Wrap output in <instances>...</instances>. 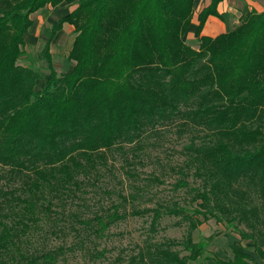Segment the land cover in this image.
<instances>
[{
  "label": "trees",
  "instance_id": "obj_1",
  "mask_svg": "<svg viewBox=\"0 0 264 264\" xmlns=\"http://www.w3.org/2000/svg\"><path fill=\"white\" fill-rule=\"evenodd\" d=\"M219 1L198 13L191 45L184 34L194 0H0V179L13 182L0 187V264H59L75 244L47 246L52 236L71 232L83 243L82 235L99 238L127 215L145 214L152 229L162 217H179L185 236L140 248L126 260L117 256L114 264L210 259L207 241L192 239L210 218L251 240L264 262V11H250L214 37L200 35L208 15L225 19L216 11ZM62 2L72 8L44 29L40 55L48 75L35 90L39 73L17 63L30 15ZM64 23L74 28L66 56L73 65L58 75L50 45ZM171 127L188 133L183 162L171 168V188L186 189L194 206L139 208L135 191L119 193L89 217L81 205L69 207L111 172L115 151L126 155L127 145L140 158L135 152ZM189 176L199 179L196 187ZM147 181L162 183L154 173ZM39 240L44 244L35 246ZM230 250L231 258L213 255L212 263L257 264L250 253ZM94 253L102 257L104 250Z\"/></svg>",
  "mask_w": 264,
  "mask_h": 264
},
{
  "label": "rangeland",
  "instance_id": "obj_2",
  "mask_svg": "<svg viewBox=\"0 0 264 264\" xmlns=\"http://www.w3.org/2000/svg\"><path fill=\"white\" fill-rule=\"evenodd\" d=\"M61 12L63 13V10ZM61 12H54V9L46 7L36 11L34 14L32 13L33 25L29 28L27 34L24 35L26 42L24 54L19 57L17 63L31 67L39 73L40 78L36 80L35 90L43 86L48 75L47 63L40 55L46 40L44 29L49 28L61 15ZM62 31L65 34L67 33L65 28ZM69 40L63 49H58L57 43L53 40L51 41L52 63L58 75L69 71L73 65V62L66 58L70 47ZM186 41L188 44H195V40ZM187 142L188 133L180 136L175 131V128L171 127L163 129L156 140L150 138L142 150H137L135 154H139L140 158L133 157L134 155L127 149V145L125 146L126 155L115 151L109 159V163L112 166L111 172L106 173L100 179L97 187H86V192L81 194L83 200H76V202L69 204V207L77 209L79 207H76V204H79L81 205L80 210L83 212V216L89 217L94 211L103 210V207L109 206L119 193H135V191L140 195L135 205L139 208L151 207L157 203L171 204L174 201L180 204H187L188 207L194 206V204L187 203L190 193L186 189L173 190L171 188L176 176L171 168L182 164L184 155L181 154V147ZM125 158H129V160L126 162ZM127 170H131L136 174L137 178L135 180L128 178L125 173ZM153 173L161 179L162 183H147V179ZM188 180L191 187H196L199 184L198 178L194 179L189 176ZM12 184L13 182L8 181L6 178L0 179V187L4 188V186H12ZM144 184L145 187L143 186L142 190L139 191L134 190L132 187ZM104 189L110 191L111 195L104 193ZM128 206L130 207V205H127V210L129 209ZM150 219V214L142 216L127 215L124 219L109 226L102 237L82 235L83 243H80L79 239L70 232L65 239L52 236L45 243L48 244L47 246H57L61 243L67 246L75 244L72 250H66L59 257V264H114V259L117 256L126 260L125 258L136 254L140 248L152 247L166 240L181 241L185 236L187 225L179 217H162L154 229L150 227ZM240 228H244V225L241 224ZM192 239L194 241H207L204 256L210 259L201 257L190 264H213L211 259L213 255L227 260L232 256L231 246L250 253L257 264H264L254 255L253 242L251 240L241 239L237 233L232 231L231 227L224 223L216 222L213 218L199 225L192 232ZM34 243L35 246L44 244L41 240ZM176 249H181V247L178 246ZM100 250H104V255L102 257H94V252ZM184 253L186 252L183 251L181 254Z\"/></svg>",
  "mask_w": 264,
  "mask_h": 264
},
{
  "label": "crops",
  "instance_id": "obj_3",
  "mask_svg": "<svg viewBox=\"0 0 264 264\" xmlns=\"http://www.w3.org/2000/svg\"><path fill=\"white\" fill-rule=\"evenodd\" d=\"M210 1L211 0H194L193 13L190 19V24L184 34L186 40H190V41L195 40L194 30L198 24V18H197L198 13L201 11V9L206 7L210 3ZM46 7L54 9V12L56 11L61 12L63 10V13L61 12V15L58 16L59 19L61 17H64L70 11L72 5L69 2H62L54 7L47 5L44 8ZM216 11L219 14H225V19L222 20L218 16L208 15L202 26L200 35L214 37L220 33L225 32L227 30L228 25L229 26L232 25L230 26V28L235 27L238 24L240 17L246 15L250 11H256V12L264 11V0H220L216 5ZM56 21L54 23H56ZM32 25H33V21H32ZM64 28L67 29L66 34L62 31ZM27 32L25 34H27ZM74 36L75 33L73 26L64 23L62 28L55 33L52 40L57 43V47H59L58 49L60 48L63 49L66 46L68 40L70 39L69 40L70 42L69 50H70L74 40Z\"/></svg>",
  "mask_w": 264,
  "mask_h": 264
}]
</instances>
